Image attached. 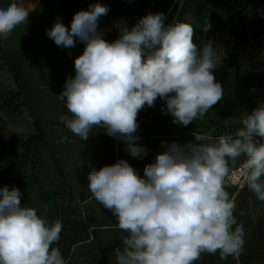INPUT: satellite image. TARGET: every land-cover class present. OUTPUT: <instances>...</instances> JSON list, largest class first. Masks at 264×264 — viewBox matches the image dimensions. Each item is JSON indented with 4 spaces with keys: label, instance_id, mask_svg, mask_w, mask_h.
Wrapping results in <instances>:
<instances>
[{
    "label": "clouds",
    "instance_id": "9594fccd",
    "mask_svg": "<svg viewBox=\"0 0 264 264\" xmlns=\"http://www.w3.org/2000/svg\"><path fill=\"white\" fill-rule=\"evenodd\" d=\"M108 11L99 3L73 15L70 28L57 18L46 35L57 46L84 44L58 96L69 115L58 119L86 141L94 126L124 141L134 158L146 156L137 143L138 111L157 97L166 103L172 122L187 126L223 96L213 69L219 50L211 41L193 42V28L178 21L165 26L163 12L148 13L108 42L97 21ZM25 0L0 3V40L25 24ZM75 38V40H74ZM233 135L215 142H161L164 151L144 166L143 176L126 159L87 175L92 199L110 210L127 235L116 250V264H194L201 253L220 258L239 255L245 230L237 224L235 204L225 190L229 161L244 156V180L264 202V101L240 119ZM261 138L259 141L255 138ZM198 142V143H197ZM21 192L0 188V264H65L58 247L62 223L49 222L36 208L22 206ZM235 227L233 228V226Z\"/></svg>",
    "mask_w": 264,
    "mask_h": 264
},
{
    "label": "crops",
    "instance_id": "0c3cea01",
    "mask_svg": "<svg viewBox=\"0 0 264 264\" xmlns=\"http://www.w3.org/2000/svg\"><path fill=\"white\" fill-rule=\"evenodd\" d=\"M191 1L193 0H25L29 14L26 23L19 26L23 28L20 32H25L28 42L32 44L37 38L32 37L27 30L30 31V26L41 24V42L48 46L52 54L49 56L40 51L36 52L38 61L46 65L58 64L74 76V47L81 43L76 41L74 47L65 48L57 46L47 37L46 29H50L57 18L67 28L76 12L87 11L89 5L99 3L106 6L108 11L98 18L97 25L100 30L101 26L104 27L103 32H109L114 41L119 37L120 29L124 26L130 29L146 14L163 12L166 18L172 14L177 17L182 9L192 7ZM4 2L7 0L0 3ZM41 6H44L47 13L42 18L38 12ZM57 56L61 59L56 60ZM50 80L45 84L46 89L53 87ZM220 80L224 93L222 98L202 118L197 117L187 126L174 124L173 119H163L158 112H161L164 103L158 100L151 107L145 105L141 108L136 117L139 126L135 134L139 137L137 143L144 146L148 153L142 158L130 156L124 151V141L109 136L103 127L94 126L87 140L82 141L58 119L61 115H71L64 102L58 98L55 105L41 115V123L36 120V134L23 136L25 132L19 129L21 125L4 131L3 139H12V135L16 137L19 151H22L21 143L24 144L31 136L43 135V140L40 141L45 142V150L34 147L28 158L22 162H27L26 166L29 167L20 169L23 172H19V177L23 176L22 181L15 176L14 168H11L14 166L1 163L0 188H17L21 192L22 206L36 208L38 214L49 222L57 219L61 221L60 239L53 247L59 248L65 264H96L102 258L104 249L111 246L113 249L105 264H116V250L122 247V237L127 233L119 229L110 210L92 199L88 191V173L92 168L98 170L118 159H126L143 176L144 166L153 162L155 156L164 151L161 142L186 144L196 142L195 136L201 135L206 137L204 142L212 143L219 136L233 135L241 127L239 119L245 114H251L258 102L264 101V55L244 71L226 75ZM212 108L218 109L215 114ZM34 116L39 115L37 113ZM7 133L10 135L6 136ZM255 139L259 141L261 138ZM244 161L245 157L241 156L235 161H229L228 167L230 170L235 169ZM39 170L44 171L41 174ZM224 187L235 204L234 216L237 224H242L245 230L243 251L225 259L220 258L219 252H204L194 264H264V202L256 199L245 182L231 185L225 179Z\"/></svg>",
    "mask_w": 264,
    "mask_h": 264
},
{
    "label": "rangeland",
    "instance_id": "374dc122",
    "mask_svg": "<svg viewBox=\"0 0 264 264\" xmlns=\"http://www.w3.org/2000/svg\"><path fill=\"white\" fill-rule=\"evenodd\" d=\"M0 2H3V0H0ZM207 3L210 6L216 4H221L222 6L228 2L227 0H207ZM55 10L54 8L53 11ZM38 12L40 18L44 17V14H47L44 6H41ZM248 13L243 21L240 22L241 25L244 26L245 24L250 27L246 37L242 41L237 42L235 45H230L221 43L220 38L217 40L216 48L219 50V55L217 56L218 65L212 70L217 82H221V77L226 75L231 76V74L234 75L236 72L244 71V69L253 65L256 60L264 55V1L258 8H254V11ZM176 20L177 18L174 21L172 20V23L176 22ZM25 27L27 28V26ZM30 27V31H27L32 37L37 38L32 44L28 42L29 38L24 35L25 32H20L22 27L19 25L16 27L18 29L12 32L7 40H0V151L9 149L17 150L19 148L18 140L13 135L12 139L10 138L9 140H6L5 137L4 142L2 136L6 130L21 125L19 129L24 130L25 133L23 136L28 137L37 133L34 124H37V122L41 123V119L39 118L44 114V111L55 105L58 96L63 91V84L66 78L72 76L70 74L71 72L68 73L67 70H63L58 64L46 65L38 61L36 52L38 53L40 51L43 55L46 53L49 56L52 53L48 46L41 42L43 33H41L42 31L39 32V30L42 28V25L37 24L36 26L33 25V27ZM67 28H70V22H68ZM104 29L101 26L100 30L98 26V31L101 33L102 38L108 42L112 41V35L109 32H103ZM74 48L75 53L73 55H75L74 58H77L78 56L76 54H82L84 44L81 43ZM58 59L61 58L57 56L56 60ZM48 79H51L50 81L53 83V87L46 89L45 84L49 82ZM44 89H46V92ZM37 110H40V112ZM212 110H214L213 114H215L218 109L215 110L212 108ZM37 113L39 116L35 117L34 115ZM8 134L10 135V133H7L6 136ZM21 147L23 149V143H21ZM33 147L40 148L44 151L45 142L40 141ZM43 155L45 156L44 153ZM41 161L39 164L42 166L43 163ZM26 163L11 167L14 168L16 177H19V172L23 174L20 169H24L27 165ZM26 167L29 168L28 166ZM46 169L49 170V167ZM43 171L39 170L40 173H43ZM19 178L22 181L23 176ZM58 178L60 179V176Z\"/></svg>",
    "mask_w": 264,
    "mask_h": 264
},
{
    "label": "trees",
    "instance_id": "16d2710c",
    "mask_svg": "<svg viewBox=\"0 0 264 264\" xmlns=\"http://www.w3.org/2000/svg\"><path fill=\"white\" fill-rule=\"evenodd\" d=\"M264 0H227L226 5H212L207 3V0H193L191 8H185L180 11L179 16L175 14L168 16L165 20V26L172 23L175 18L176 22L182 21L188 23L193 28V42L202 46L203 42L211 41L213 47L216 48L217 40L223 44L235 45L242 41L247 34L249 26L240 22L254 11V8L263 4ZM177 9L175 10V13ZM159 102L164 103L163 108H166V103L157 97ZM158 114L163 119H173V117L166 111H159ZM43 135H33L24 144L22 151L16 149L1 150L0 164L5 163L8 166H18L24 162L33 146L43 140ZM113 246L107 247L103 251L102 258L96 264H105L112 252Z\"/></svg>",
    "mask_w": 264,
    "mask_h": 264
},
{
    "label": "built area",
    "instance_id": "2783aa9c",
    "mask_svg": "<svg viewBox=\"0 0 264 264\" xmlns=\"http://www.w3.org/2000/svg\"><path fill=\"white\" fill-rule=\"evenodd\" d=\"M245 162V161H244ZM244 162L241 163L237 168L231 169L228 176L225 177L228 184H240L245 182L244 180Z\"/></svg>",
    "mask_w": 264,
    "mask_h": 264
}]
</instances>
